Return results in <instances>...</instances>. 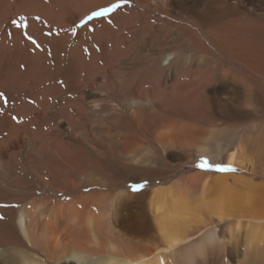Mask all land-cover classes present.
Here are the masks:
<instances>
[{
  "label": "rangeland",
  "instance_id": "374dc122",
  "mask_svg": "<svg viewBox=\"0 0 264 264\" xmlns=\"http://www.w3.org/2000/svg\"><path fill=\"white\" fill-rule=\"evenodd\" d=\"M212 1L105 0L89 12L91 6L79 0H0V264L39 257L19 232L17 218L23 211L37 220L53 212V216L65 215V205L74 203L75 211L86 213L98 205L87 203L90 196L99 203L100 216L105 211L113 215L109 208L117 214L131 209L142 217L151 216L148 205L135 207L127 193L144 195L147 203L158 191L165 194L183 186L192 174L206 175L210 185L214 177L238 175L235 166L209 153L187 164L166 159L177 149L157 146L167 162L160 171L170 173L155 180L151 173L157 166L119 156L120 145L132 149V143L141 144L137 136L144 131L140 112L144 105L177 111L180 107L174 100L181 98L206 104L212 113L202 120L186 117L181 122L195 124L200 132L194 138L202 142L223 140L229 149L238 135L245 138L249 131L255 132L254 137L263 133L264 138V89L256 88L261 80L241 63L240 50L226 45L227 31L219 23L223 17L236 19L237 11L227 12L221 3L219 11L212 9ZM46 5L55 6L45 11ZM113 5L119 6L105 15H93ZM254 7L258 16H264L260 0L239 5V10ZM167 56L171 61L166 65ZM236 79H247L250 89L258 90L262 107H251L247 121L234 124L227 117L233 118ZM180 85L176 96L173 91ZM197 86L203 87L198 100ZM132 101L138 102L137 120L127 106ZM262 148L263 144L254 150ZM202 159L232 170L201 169L197 165ZM134 184L143 187L134 191ZM160 203L163 215L171 213L172 200ZM59 206L64 213H55ZM115 232L128 238L119 227Z\"/></svg>",
  "mask_w": 264,
  "mask_h": 264
},
{
  "label": "bare ground",
  "instance_id": "6f19581e",
  "mask_svg": "<svg viewBox=\"0 0 264 264\" xmlns=\"http://www.w3.org/2000/svg\"><path fill=\"white\" fill-rule=\"evenodd\" d=\"M79 1L89 4L90 12L101 6L105 0ZM237 1L238 4H232L230 0L222 2L213 0L211 8L219 11L223 4L228 8L227 12L237 11L236 19L227 21L222 16L219 22L227 31L224 41L226 45L240 50L238 54L241 55V63L246 64L249 71L261 80V84H256L254 79H247L255 82V85L259 84L257 89H264V16H258L255 7L239 10V5L252 3V0ZM260 1L264 6V0ZM25 6L29 5L26 3ZM49 7L50 5H46L45 11H49ZM16 10L21 11V8L18 10L16 6ZM35 12L38 13L36 15L49 17L44 11ZM86 12L87 10L82 14ZM244 36H247L248 40L244 41L242 39ZM170 61V56H167L166 65ZM247 79L243 81L236 79L239 84L234 90L236 99H233V118L226 116L234 124L242 120L247 121L250 117L247 110L251 107L252 109L262 107L258 94H255L258 90L254 92L255 89H250L252 86L247 84L249 83ZM202 89L203 87H196V100L202 96ZM181 90V85L176 86L174 95L180 96ZM174 101L180 107L177 111L173 108L163 109L162 105L160 108L158 106V111L152 104L144 105L140 111L141 115L144 114L145 123L142 127L144 131L142 135L139 133L137 136L141 144L132 143V149L120 145L122 146L120 158L135 159L138 163L157 166V170L152 171L151 176L155 180L163 176L164 180V176L170 173L169 169L167 173L160 171V167L167 164L166 159L188 164L195 156L209 153L211 157L225 160L227 166H235L238 175L214 177L212 179L214 184L210 185V182L206 181L210 178L206 175L192 174L186 177L183 186L179 185L165 194L158 191L151 195L147 203L142 200L144 195L135 196L127 193L135 207L145 209L148 205L153 212L151 216L142 217L136 210L129 208L124 211L125 214H117L118 212L109 208L108 211L113 212V215L110 216L109 212L105 211L103 216H100L99 203L90 196L86 198L87 203L98 205L94 211H88L89 213H85L84 209L75 211L72 207L74 203L65 205L68 206L65 215L53 216V212L49 217L37 220L28 218V214L23 211L17 218L19 232L30 244L31 249L37 251L39 257L36 259L30 256L29 262L22 261L20 264H88L87 259L97 260L94 264H264V138L261 135L263 133L254 137L255 132L249 131L245 138L238 135L235 145L229 149L225 148L226 142L223 140L221 143L213 144L210 140L202 142L194 138V135L200 132L195 124L181 122L186 117L193 121L205 115L208 117L207 115L212 114L211 111L205 107L206 104L188 102L190 98ZM137 103L134 101L127 103L135 120L138 115ZM163 117H168V121L159 119ZM210 124L211 127L213 122ZM241 133L243 134V131ZM261 144H263L261 151L254 150ZM157 146L166 151L177 149L179 152H168L164 162L162 152L157 151ZM148 148L149 152H145ZM179 182L182 183V179ZM166 199L173 201L171 213H164L169 217L163 215L161 209L160 202ZM101 200L103 202V198ZM62 206L57 207L55 213H64ZM117 227L125 230L128 238L115 232ZM8 264L14 262L8 260Z\"/></svg>",
  "mask_w": 264,
  "mask_h": 264
},
{
  "label": "snow or ice",
  "instance_id": "6c2138e0",
  "mask_svg": "<svg viewBox=\"0 0 264 264\" xmlns=\"http://www.w3.org/2000/svg\"><path fill=\"white\" fill-rule=\"evenodd\" d=\"M119 5H113L111 8L108 9H103L99 12L94 13L93 15L99 16V15H105L107 12L109 11H113L116 7H118ZM88 19H91V17H88ZM197 167L201 168V169H209V168H215L216 171H230L232 169L230 168H226L220 165H216V166H212L210 164H208V162L206 160H201V162L197 165ZM143 187V185H132V189L138 190L139 188Z\"/></svg>",
  "mask_w": 264,
  "mask_h": 264
}]
</instances>
